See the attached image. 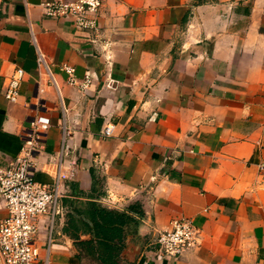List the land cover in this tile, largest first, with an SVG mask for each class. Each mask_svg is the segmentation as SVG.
<instances>
[{"label": "crops", "instance_id": "obj_1", "mask_svg": "<svg viewBox=\"0 0 264 264\" xmlns=\"http://www.w3.org/2000/svg\"><path fill=\"white\" fill-rule=\"evenodd\" d=\"M48 1L0 0V167L45 116L35 178L66 175L36 220L40 263L88 264L95 203L125 214L119 264H264V0H105L97 31L46 15ZM180 217L198 243L168 260L155 239Z\"/></svg>", "mask_w": 264, "mask_h": 264}, {"label": "built area", "instance_id": "obj_2", "mask_svg": "<svg viewBox=\"0 0 264 264\" xmlns=\"http://www.w3.org/2000/svg\"><path fill=\"white\" fill-rule=\"evenodd\" d=\"M105 0H51L43 4L45 14L54 18H71L76 26L84 31H97L100 10ZM39 67L49 73L45 56L40 52ZM63 69L69 75V82L86 89L92 83L87 74L82 81L75 76V68L64 64ZM25 70L16 68L7 81L5 97L16 101ZM33 133L29 135L28 145L9 165L0 167V194L5 200L8 211L6 217H0V264H48L40 263L39 248L35 244L38 231L36 220L39 216L55 208L63 193L60 189L66 175L58 166L56 179L52 183L38 181L35 178L34 152L36 139L50 126L45 116L35 117L32 122ZM105 136L112 135V127L107 126ZM258 169L264 173V159L258 163ZM200 229L186 217L172 220L170 226L161 230L155 239L160 255L168 260H177L185 250L198 243Z\"/></svg>", "mask_w": 264, "mask_h": 264}, {"label": "trees", "instance_id": "obj_3", "mask_svg": "<svg viewBox=\"0 0 264 264\" xmlns=\"http://www.w3.org/2000/svg\"><path fill=\"white\" fill-rule=\"evenodd\" d=\"M89 205L86 214L90 222L83 223V230H89L93 237L82 241V244L87 248L89 255L97 253V258L102 264H119L124 240L125 214L99 207L95 203Z\"/></svg>", "mask_w": 264, "mask_h": 264}, {"label": "rangeland", "instance_id": "obj_4", "mask_svg": "<svg viewBox=\"0 0 264 264\" xmlns=\"http://www.w3.org/2000/svg\"><path fill=\"white\" fill-rule=\"evenodd\" d=\"M88 264H102L97 258V253L89 255Z\"/></svg>", "mask_w": 264, "mask_h": 264}]
</instances>
